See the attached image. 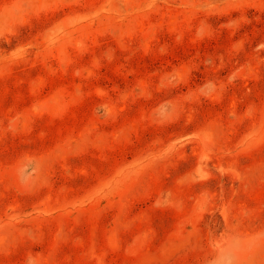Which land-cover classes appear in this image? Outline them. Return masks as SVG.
<instances>
[{"label": "rangeland", "instance_id": "obj_1", "mask_svg": "<svg viewBox=\"0 0 264 264\" xmlns=\"http://www.w3.org/2000/svg\"><path fill=\"white\" fill-rule=\"evenodd\" d=\"M0 264H264V0H0Z\"/></svg>", "mask_w": 264, "mask_h": 264}]
</instances>
